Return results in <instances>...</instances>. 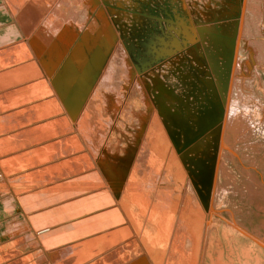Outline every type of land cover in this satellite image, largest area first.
<instances>
[{"label":"bare ground","instance_id":"obj_1","mask_svg":"<svg viewBox=\"0 0 264 264\" xmlns=\"http://www.w3.org/2000/svg\"><path fill=\"white\" fill-rule=\"evenodd\" d=\"M15 1H18V0H15ZM68 1H70V0H68ZM186 1H188V0H186ZM190 1L191 0H189L188 3L196 4V5L198 4V3H196V1L200 2V0H196V1L192 0L193 2H190ZM58 2H60V0H58ZM58 2H56V3H58ZM61 2H63V1H61ZM64 2H65V0H64ZM210 2H202V4L199 6V8H197L198 6H196V9H193V6H191V8H190L191 11L189 10L192 14L191 17H195L198 15V16H203V17L208 18V16L214 15L216 12L221 13V14L222 13H228V15H229L232 13V11H237L238 18H237V22L235 21L236 22V29H234L235 31H231V30H233L231 28H234L233 25H231V23L227 24L226 23L227 21H223L221 19L213 20L212 23H209V24L205 23V24H207L206 28L204 26V28L207 30L215 31L216 29H218V30L220 29V31L222 33H224L225 31H229V32L233 33L232 35L226 34L225 37H221V38L219 37L218 38L215 35L209 36L206 33L198 32V28L196 26L191 28L186 23H182L180 26H182L184 28H188V29L191 28L192 29V30L191 29L190 30L192 32H194V34L196 36V43L198 45L197 46L198 49H195V48L191 49V50H189V53H187V51H186L184 53V55L192 56L196 60V63L201 64V61L203 63H204V61L208 63V60H209L210 64H212L209 66V70L207 72H204L202 74V76H199V78L204 79V80L200 81V83L202 84V88L203 89L205 88V91L207 93H209L211 90V98L214 101H216V99L218 98V95L216 92L217 90H216L213 83L216 82L218 87L220 88V86L222 85V83L224 81L223 70L225 69V65L222 67H218L217 62L215 61V56H213V54L218 56V57H221V60H220L221 63H223V62L225 63V61L227 63L230 62L229 58H228V55H229L228 53H229V49H230V47H229L230 40L228 38L232 39L233 36H235V38H234V51L235 52L238 49L237 48L238 47V39H241V38L242 39H244V38L250 39V38H252L253 40H250L251 41L250 45H252L255 48V52H252V49H251V51L249 52V56L251 55V57H252V55L255 54L259 57V59H262L264 61V0H234L232 3H229L228 0H223V1H221L222 3H220L221 4L220 9L217 11L211 10L213 7H211L209 5ZM96 3L100 7H103L105 4L104 0H96ZM5 5H7L6 2H5ZM63 5H66V4L64 3ZM67 6H68V4H67ZM187 6H188V4H187ZM10 7H11V5H10ZM19 7H20V5H19ZM4 8L3 9L6 10L7 7H4ZM204 8L205 9L209 8V10L204 11L203 10ZM52 11H53L52 13L55 12L54 13L55 16L58 14L57 7H55V10L53 9ZM13 12H14V10H13ZM68 13H70L68 15L69 17H75V18L78 17L81 19V21H83L82 18L87 17V15L85 14L84 11L77 13V12L73 11L72 9H70ZM59 14L61 15V13H59ZM55 16L51 17V18H53V20L52 19L46 20L49 17L47 15V17L45 18L46 22H44V23L41 22V25L38 27V29H36L37 32L35 33V36H33L34 38L32 40V43L34 46H37L36 42H35L36 37L47 38L48 40H51V37L53 36V37H55V40L59 39L61 42L64 38L65 39L70 38V36L67 34L70 30L69 29L70 26H68L67 23L64 24L63 22H58L60 20L58 18L55 21L54 20ZM62 16H60V17H62ZM216 16H218V15H216ZM65 17L66 16H64L63 18H65ZM31 18L33 21L34 16H32ZM38 19L36 21H38ZM26 20H28V17ZM20 21H18L19 24H20ZM32 21H31V23H32ZM62 21H64V20H62ZM28 23L31 24L29 21H28ZM26 24H23V25H26ZM62 24L65 26L64 28H63ZM33 26H34V24H33ZM28 28L27 29L25 28L28 31L24 30L25 31L24 33L29 32L30 29H28ZM30 28H31V26H30ZM9 32H7V33L9 34ZM183 33L185 34L183 36L185 40L191 38V32L189 30L183 31ZM33 35H34V33H33ZM1 37H0V41L2 40L1 42L6 41V39H3L5 37H3V38H1ZM117 37H119V36H117ZM28 40H29L28 37H25L21 41V45L18 46L19 48L14 50L15 53L14 52L13 53L16 57L13 59V61L18 62V61H22L24 59L26 60V59L30 58V56H32V55L36 59V53H34V51H35L34 47H32L33 46L32 44H31L32 46L29 45ZM39 41L42 44L41 52L49 51L48 42L43 40V39H40V38H39ZM11 44H13V42ZM59 45L56 46V48H58ZM95 45H97V44H95ZM8 47L9 46H7L6 48H8ZM1 48H3V47H1ZM26 48L27 49L29 48V52H30L29 55H28V53H26ZM10 49H12V48H10ZM111 50L113 52L111 51L110 54H108L110 59L108 60V55H107L103 59L102 63H100V66H99L100 68L96 74V77L92 83V86H91L86 98L84 99V103L81 106V108L77 110L76 115L74 117H71L70 114L68 113V111L66 110L64 103H63V100H62V97H61L60 89L58 87L55 89L54 86L52 85V81H53L52 78L53 77H51V76H52V73H53L52 71H53L55 64H49V62H48V64H49L48 65L44 61L40 60V58H37L38 60L36 59V61H32V62L29 60L30 62H25V64H23L20 67H18L19 65L17 67L14 66L15 68L14 69L11 68L12 70H10L8 74L5 73L6 75H10L13 78V81L9 82L7 84L9 86H7L5 84L0 85V88H2L0 90V101L1 100L7 101V99L12 95L11 94L12 92L10 91L9 88L15 87L16 86L15 84L18 83L19 81L24 80L25 82H23V83H26V82L30 81L29 79H32L34 81L40 80L39 83L37 81L36 82L39 85L41 84V86H43L40 88L41 90L39 89L40 92L35 91V89H32V91L29 90L30 94L26 95L28 99L26 97H24V99H27L26 100L27 102L22 99V103H24V104L20 105L19 107H15L16 106L15 103L17 104L18 102L12 103V101H11V104H14V105L9 104L10 102H8L9 106H6V107H1V105H0V112H9L7 116H5L6 114L4 115L6 117V119L8 120V118H11L9 120L11 122H13L14 124L16 123V125L9 123L13 127H10V125L7 124L8 125L7 128H3L2 126H0V128L6 129V130L7 129L11 130V129L16 127L20 131V128L25 127L26 125H29L31 122L37 123L38 121L39 122L44 121L43 119H45V118L47 119L51 116V117H57V119H52L51 123L44 124L45 125L44 128L42 126H38V127L35 126L31 130L28 129L27 131H25L26 133L24 131L20 132V135L21 134L22 135L28 134L29 132L34 133L36 130H40L39 132H41V131L50 130V129H54V130L50 131V132H46L47 135L60 134L58 136L62 137V136H65L66 132H69V134H70V132L71 133L74 132V128L72 127L70 121L65 116H63L65 111L63 110V108L61 109V106L59 105L58 98L55 95L57 93L58 97L60 98V100L62 102V105L64 106V109L66 110V112L70 116L71 120L73 121L74 127L83 136L82 139H83L84 143L86 144V148L88 149V152L85 153L84 147L80 144V141H78L79 142L78 144L77 143L75 144L72 141L75 144V145L73 144L74 147L72 146V149L74 148L77 151V153H76L77 156H75L74 159L72 157V159L74 160V163L71 162V164L68 165L66 162L61 163V161L59 160V162H56L59 164L56 165L54 163L55 164L54 166L50 165L48 167L49 169L61 168L59 171H57L55 174L47 176L46 177V178H48V179H46L47 181L45 179L37 180V183L39 182L37 187L38 188L43 187V188H41V190L46 191L49 189V187H52L50 185H53L55 182H57V181L59 182L61 180L67 179L66 175H69V176L74 175V174H76L79 171L84 170V169H90V168L93 169L92 172H89L88 174H85L83 176H79L77 181H75V183H76L75 187L73 189H71L70 192H67V193L59 192V193H56L54 196L47 197L44 202L40 201L41 202V203H39L40 206L42 205V207L43 206L45 207L49 204L54 203L55 201L60 200L61 198H63V196H65V198H72L75 195H76V197L81 196L80 198H76L75 200H70L69 202H65V204L63 206H59L57 208L52 207L53 209L50 208L45 213L39 215L41 221L35 223V225L38 224V226H40L39 224H49V227L48 226L42 227L41 228L42 230L39 233L44 234L45 232H48L50 230V226H55L56 223L62 224V225L68 224V222H70L71 219H73V218L76 219V217H74L75 215H79V214L83 215V214L89 213V212L93 211L94 209H96L95 207H97V206H106L107 204H111V202H112L111 207L109 206V208L104 209V211H106V213H110L112 215L116 214V217L118 218V225L122 227L116 231L117 239H120V240L123 239V241H122L123 244L118 246L119 250L121 251L122 256H126V254H124L126 251L128 252V254H130V256H126L127 258L123 257L122 260H120V262H121L120 264H126V263H130V264H207V262H205L207 260L209 262H211L212 264H233L232 259L230 258V257H232V249L230 247H228L229 249L227 248V250L224 252L222 247L225 245L223 243L218 242L217 240L215 242H213L215 240L218 228L214 227V223H215L214 218H212L211 221H209L208 218H210L209 216H212V215L216 216L219 212H221L222 214L225 213L226 217L228 218V219H226L229 222L228 228L233 230L232 231L233 235H232V233H227V235L229 234L228 236H230V238H232L234 236V233H235V235H236V233L237 234L243 233V234L249 235V238L251 236V239L253 238L254 240H257L258 242H262L260 244L253 242V243H255V245L251 244V247L258 246L259 248L264 249V245H263L264 244V237H262L260 235L259 236L258 235H256V236L251 235V232L247 231L246 228L243 227V225L241 223L242 222L241 221L242 216L240 218L239 214L236 215L237 218L232 217V215L228 214V210L226 208L227 203L225 201V196H224L225 195L224 192L227 191V188L225 187L224 183L227 181V177H228V179H230V177H232L231 170H230V167L228 164V159L230 160L231 156L226 155V152H228L230 155L235 154L234 151L232 150V148L230 147L231 146L230 143H231L232 139H235L237 135H240L241 132L244 131L245 127L248 128V125H245L246 124L245 121L246 120L250 121V119H249L251 116L250 115L251 110L249 108L250 105H248L246 102L249 101V102L254 103L253 107L256 108V112H257L255 114L256 118L258 121H260V123H262L264 125V106H262L260 104V100H257V98H254L253 96H249V95L244 93V88L246 85H245V81L243 79L244 76L242 75L243 77H241L238 75L240 73L239 72L240 71V63H239V59H238L237 54H236L237 52L235 53V55H236L235 61H233L234 59H232V62H230L231 70H230L229 78H228V81H230V84H229L230 88H229V92H227L228 95H226L227 98H225V102L223 103L224 104V106H223L224 112H223V119H222V127L220 130V143L218 146V150L216 152V157H217L216 162H215V164L212 165L213 167L211 170V180H210L211 192L209 195V199H208V201H206V204H205L204 200L201 198L202 193L195 188L196 184L193 183V177H194L193 173L195 172L196 169L193 167V164L188 165L189 164V161H188L189 157L184 158V156H182L183 151H181L180 153H178V151H176V148L173 145V142H172V140L169 136V133H168V131H169L168 129L172 128V127L170 125L169 118L167 117L168 115L166 114L165 109L163 107L164 104L167 106H175V101L180 100L181 104H180V107L177 108V110H180L183 112V114L181 112V117H183V119H187V118H184L185 116H187L184 114V111L187 112L186 114H188L190 111V108L193 109L191 103H190V107H189V104L187 102L188 98L186 99L185 102H182V100H181V98L184 99V98L188 97V96H185V94L189 89L183 84L182 81H186L185 78H189V73H188V75L185 76V78L179 79L182 86L184 87V88L183 87L178 88L180 90V92L183 89L184 92H182L183 93L182 96H180L178 94L175 95L174 94L175 93L174 88H171V90H169L168 87L165 88V86H164L165 83H163L162 80L164 81V80L168 79V81L171 80V82H172V80H174V77H175L174 72H171V69H173V67L171 69H169L170 63L166 64L164 68L166 69L165 71L169 70L170 73L172 74V76L170 75L169 78L167 76L166 77L161 76L162 80H160L158 83L155 84L159 87V89L155 88V89H157L158 93L154 92L155 94H153L154 95L153 99L149 94H146V92H145L146 91L145 90L146 84L143 81V79L139 78L138 76L134 78L135 82H133L130 85V89H129L131 91L130 96H132L131 95L132 92L136 93L137 95L140 93V99L135 98L134 101L136 100L135 101L136 104L138 101L142 102L143 105L146 106L148 111H149L148 112L149 113L148 119L146 118L144 121L146 122V125H147L146 129L149 130V132L151 131V137L152 138H154V132H157L156 133V139H155L156 142L154 143L155 145L153 146L154 148L150 147L149 144L147 142H145V148H143L144 153L140 154L136 151V149L133 146H130L128 149V152H126L128 155L127 159L130 160L131 156L133 157L132 162L130 160V162H131L130 168L126 167V162H124L122 159L110 156L111 155L109 152L110 147L107 146V144L109 145L110 141L107 140V143H106V141L104 140V139H106L105 137L103 139L104 142L99 141V147L101 148V150H103L104 147L106 146V148L104 150L105 154H103V156H102L103 158L99 157L96 154V152H94V151L92 152V150L89 148L90 143L88 146L87 141L89 142V137L91 135L88 137L86 132L85 133L82 132V130H85L86 125L81 127L80 123H82V122L88 123V121L90 120L89 119L90 114L95 113L94 111L93 112L89 111L87 108H89L88 105L90 104V101L93 97V95H92L93 92L95 94L99 90H101L102 85L108 88L109 93H113V94L117 93L116 99H117L118 104L113 105V107L110 108L111 112H113V113H111V115H112L111 119L112 120L116 119L117 122H119V123L123 121L122 120L123 119L122 104L124 103V100H125L123 97V95H124L123 92L126 89L124 88L125 90L123 91V86L120 84V82L125 77L124 70L126 69V67H125V69H123L124 66L122 67L118 57L120 55L125 56L126 52L118 42H116L112 45ZM214 50H216L217 52L215 53ZM147 51H149V50H147ZM1 52H2V54L0 53V55H1L0 60H2L3 56H6L4 50L3 51L1 50ZM133 52H135V51H133ZM172 53L173 52H171V54ZM137 54L138 53H136L135 55H137ZM127 57H128L126 59L127 62L132 64L135 59L130 58L128 56V54H127ZM253 57H255V56H253ZM89 59H91V58H88V59L79 58V59H73V60L67 59L64 62V64L62 65L61 68H63L64 66L67 65L68 67H71V69H70V72L68 73V75L63 76L64 82L61 83L62 87H63V84L66 83L69 79H73L75 77L76 73H81L82 71L85 73L90 72V61H89ZM116 59H118V60H116ZM124 60H125V58H124ZM174 60L177 61L178 60L177 57H175V59H172L170 61L171 66H173L175 64ZM257 60H258V58H257ZM3 61H4V59H3ZM3 61L2 62L0 61L1 65H5V64H2ZM142 61H144V60H142ZM145 61H147V59H145ZM8 63H10V62H8ZM10 64H12V63H10ZM126 64H128V63H126ZM8 65L6 64L5 67ZM246 65H247V63H246ZM87 66H89V67H87ZM133 66H135V65H133ZM190 67L192 69L191 71H193V67L191 64H190ZM61 68H60V70H61ZM41 69L43 72L41 71ZM49 71H50V73H49ZM3 72H5V71H2V73ZM22 75H23V77H21ZM154 75L157 76V74H154ZM110 76L113 79H115V81H113L112 83L108 81V77H110ZM3 78H5V77L3 76ZM194 78H196V77L192 76V78H189V79H194ZM2 81L0 82V84H2ZM4 83H6V81ZM31 83H33V82H31ZM96 84H98V86H96ZM208 84H210V86ZM256 84L260 86V91L263 92V96H264V90H263L264 88L262 87L261 82H259V83L257 82ZM18 85H19V83H18ZM28 85H30V84H28ZM229 85H227V86H229ZM37 86H35V88ZM166 86H169V84H167ZM3 87H6V88H3ZM30 87H31V85L29 86V88ZM33 87H34V85H33ZM54 90L56 93H53ZM117 90L119 92H117ZM16 91L20 92V93H25L27 90L25 87H20ZM126 91H127L126 93H128V90H126ZM249 91H252V90H249ZM45 94H52L53 99L51 98L52 100L48 101V103H47V101L45 102V100H47V99H45L44 102L47 104L41 103V102H40L41 104H39V102H38V104L36 103L37 105L34 103L33 107L30 106L29 103L31 101H33L37 98H40ZM14 96H16V95H14ZM18 96H20V95H18ZM256 97H258V96H256ZM30 98H32V99H30ZM156 99H157V101H156ZM15 101H17V100H15ZM135 102L132 105L133 109H134V107H136ZM5 105H7V104H5ZM153 106L155 107V109L157 111L154 110ZM112 108H114V110ZM183 108L185 110H182ZM16 110H19V111L15 112ZM193 112H194V110H193ZM193 115H195V113ZM4 116H3V118L5 119ZM132 116H133V119H132V122L130 121L129 125H131L133 123L136 124L133 112H132ZM0 119H1L0 121L2 122V118H0ZM6 119H5V121L7 122ZM3 122H4V120H3ZM255 122L256 121H254V123ZM111 124H112V122H111V120H109L108 124H107L108 126L106 125L107 128H109V126ZM5 126L6 125H4V127ZM99 126H100V124H99ZM193 127H194V125L192 126V129H193ZM88 128H89V126H88ZM109 129H111V128H109ZM114 130H117V128H114ZM120 133L122 134L124 132L122 130H119L116 133V136H117V134L120 135ZM206 133L208 134V136H206L204 138H205L206 142H209L212 137L214 138V133H211V130H209ZM170 134L175 136L171 132H170ZM43 139H46V138H38L35 141V143L39 142ZM69 139H71V137ZM122 139H124V138H122ZM125 139H127V138H125ZM75 140H76V137H75ZM135 140H137V138ZM237 140H238V138H237ZM29 144H26V145L28 147L32 145V144H30V145ZM199 144H200V141L198 142V146H199ZM22 146L23 145L18 144L17 146H12V147L16 148V149H14V148L13 149L15 150V152H17V151L23 149ZM110 146H111V143H110ZM140 146H141L140 147V149H141L142 145H140ZM203 147L204 146L201 145L199 147L200 149L198 148L196 150H201ZM66 148L67 147H65V149ZM117 150L121 151L125 155V151H126L125 148L121 149L118 146ZM175 152L177 153V156H176ZM68 153H70V152H68ZM193 153H194L193 157L199 158L200 154L198 156L197 151H194ZM65 154H67L66 151H65ZM21 155H19V157ZM47 155H49V154H47ZM57 155H59V154H56L54 156L57 157ZM138 156H140L139 159H137ZM19 157L17 156L16 158L19 159ZM260 157H261V155H260ZM47 158H45V159H47ZM262 158H264V157H262ZM45 159L43 160V162L45 161ZM51 159H52V157H51ZM65 160H67V159H65ZM39 161L37 163H39ZM113 161H114V163H117L118 165L113 166V167H109L111 164H114V163H112ZM258 161H261V159H259ZM10 162H12V160ZM20 162H22V161H20ZM47 162L48 161H46V163ZM16 163H18V162H16ZM22 163L25 164V162H22ZM23 164H22V166H23ZM12 165H14V164H12ZM28 165H29V163H28ZM44 169H46V168H44ZM49 169H47V170H49ZM257 169H259V168H257ZM39 170H41V169H39ZM179 175H180V177H179ZM29 176L30 175H28L27 177H29ZM53 176H55V177L53 178ZM1 177H3V176H0V180H2ZM49 177H52V178H49ZM103 177H105V180H103L104 179ZM100 178H103V179H100ZM48 180H50V181H48ZM90 180H91V182H90ZM62 184H64V183L58 184V187H60ZM33 185H35V184H33ZM110 186L113 188H116V189H112V188H110ZM98 187L104 188V189H106V187H107V189H106L107 192L106 191H99V192L97 191V192L92 193V194L83 195L84 193L89 192V191L96 189ZM20 189H23V188H20ZM249 193H253V192H249ZM40 194H42V193H40ZM99 194H102V196H100L101 199H96L95 201L92 200L94 197L98 196ZM246 194H247V191H246ZM37 195L38 194H32L31 193V194L23 195L22 198L25 199L26 197L28 198L30 196L36 197ZM237 195H239V192ZM250 195H252V194H250ZM55 196L57 197V200L53 199V198H55ZM59 196H61V197H59ZM105 198H108V200H106ZM248 198H251V197L248 196ZM263 199H261V200H263ZM257 200H259V199H257ZM257 200L255 199V201H257ZM32 201H34V199ZM93 201L97 202V203H94ZM5 203H6V200H5ZM31 204L32 203H30V207H31ZM116 204H118V206H119L118 208L116 207ZM6 206H8V205H6ZM9 206H8V208H9ZM74 206H75V212L72 213ZM263 206L264 205H262V207ZM10 207H12V205ZM32 207L36 208L38 206L32 205ZM259 209L264 210V207H263V209L262 208H259ZM40 211H41V208H40ZM71 213L73 216L71 215ZM13 216H15V215H13ZM84 216L81 218H84ZM94 216H97V217H94V220H95V219H99V218L104 219L108 215L103 213L102 215L94 214ZM21 217H22L21 219L18 218L21 221H24L23 219L28 220L27 218H24V215H22ZM38 217L34 218V220H37ZM77 218H79V217L77 216ZM51 219H53V220H51ZM89 219L91 220V219H93V217L85 218V221L81 220L82 222L77 221L78 223H74V224L72 223L73 227L75 229H78V227L80 225L87 224L86 222H88ZM16 220L17 219L11 221L10 223L8 222L9 227H11L16 222H18L15 224L14 227H11L12 229H10V230H13V231L8 233L9 236H12V237H17L18 235L21 236L22 232L24 231V228L22 230H20V229L15 230L16 228L18 229L21 227V226H19L20 225L19 221H16ZM26 220H25V222H26ZM66 221H68V222H66ZM127 224H128V226H127ZM28 230H29V232H31L30 227ZM17 231L18 232L21 231V232L18 233ZM16 232L18 234H16ZM26 232H28V231H26ZM208 232H210V233L208 234ZM61 233H62V238H59V236L61 237V235L59 234V231L57 232V235H58L57 239L60 243H62L61 246H58L59 243L56 242L55 244L50 245V247L47 246L48 248H46L44 242L41 243L44 251H45V249H50V250H48V252L52 253V255L54 256L53 259H55L56 261L60 260L56 256H58V255L61 256L65 251H66V253H69L70 249H73L72 251H74V248H78V247L83 248L84 247L83 245L76 246L75 244L73 245V244L69 243L70 241L67 240L65 237H64V241L66 240V242H62L63 232H61ZM2 235H0V237H3ZM48 236L51 237L52 235H48ZM73 236L74 235L72 232V234L69 235V237L71 238ZM27 239H29V238H27ZM20 241H23V240H20ZM18 242L19 241H17V243ZM49 242H54V241H49ZM120 243L121 242H118L117 245ZM235 244L237 246V243H235ZM55 247H64L65 248L63 250L64 252H62L63 248L62 249L60 248L61 249L60 252H57V250H55ZM86 247H88V246H86ZM97 247L102 249V251H98L97 254H95V255L92 254V252H90V251L87 252L86 250L84 251L80 248L79 251H81V253L79 255L75 256V258H73V256L71 255V257L74 259L73 261L71 260L72 258L70 259V255H68L69 261L70 260L72 261L71 264H77V263L80 264L82 262H84L83 264H103L101 261L105 260L106 262L104 264H112L113 262L108 261L106 258H104V255H103V258H101L102 260L95 259L96 256H101L103 253H106V251H107V249H106L107 247L104 244V242L98 244ZM214 247H216V249H218L216 251V255L215 254L213 255V252H212V251H214ZM125 249H126V251L124 252ZM259 251L260 250H258V252H256V253L253 251L255 253V256L253 257L251 254L250 244L249 245L244 244V247L238 248L236 257H237V259L240 258V264H264V254L260 253ZM40 253H41V251H40ZM141 253H144L146 255V257H140ZM76 254H78V253H75V255ZM90 254H92V256H90ZM17 259H16V263H17ZM66 260L68 261V259H66ZM66 260H64V261L67 262ZM217 260H219V261H217ZM251 260H253V263H251ZM13 261H10V262L12 263ZM18 261H19V259H18ZM64 261H62V262H64ZM89 261H91V262H89ZM93 261H94V263H93ZM47 262H46V264H48ZM13 263H15V262H13ZM68 263L70 264V262H68ZM68 263H65V264H68Z\"/></svg>","mask_w":264,"mask_h":264},{"label":"rangeland","instance_id":"obj_2","mask_svg":"<svg viewBox=\"0 0 264 264\" xmlns=\"http://www.w3.org/2000/svg\"><path fill=\"white\" fill-rule=\"evenodd\" d=\"M12 1L13 0H11V1L10 0H4V2L7 3L6 11H9V13L12 15L10 20L12 22L13 21L16 22V23L15 22L12 23L13 29H14L12 34L14 36H13V38H11V40L9 39V41H7L8 45H9L8 48H6V47L1 48V47H3L5 42L0 41V46H1L0 47V53L2 54L1 50L2 51L4 50V52L6 54V56H3L2 60H0V61L2 62L4 59L2 64H7V65L9 64V66H10V67L8 66L9 68L14 69L15 68L14 66L17 67L18 65H19L18 67H20L23 64H25V62L36 61L37 58H40V60H42L43 55L41 53V49L38 46H34L32 43V40L34 38L33 36H35V33L37 32L36 29H38V27L41 25V22L44 23L48 19L53 20V18H51V17L55 16L54 15L55 12L52 13L53 12L52 10L53 9L55 10V7H57L58 14L55 16L54 20L56 21V19L58 18L61 20V21L59 20L58 22H63L64 24L67 23L68 26H70V27L73 26L74 28H76V31L67 33L68 35H72V38L69 42L70 45L75 42L74 38L77 39L78 32L81 33V34H79L80 37L82 35L89 34V35H93L92 37H94V38H96L98 35L101 38H103L107 34L110 36L111 40H113V41H116L117 36H119L118 43L123 47V49L126 52L125 56L120 55L118 57L122 67L124 66L123 69H125V67H126V69L124 70L125 77L122 79V81H121L122 83L120 82V84L123 86V91L125 89L128 90V93H126L127 92L126 90L123 92V94H124L123 97L125 99L124 103L122 104V111H123V119L122 120L123 121L119 123V122H117L116 119L115 120L111 119L112 118L111 113H113V112H111L110 108L113 107V105H112L109 109H108V107H107V109L105 108L104 111L102 109L103 112H100L98 114L94 113L93 115H95V116L91 119V122H88V125L85 126V130H82V132H84V133L86 132L88 137L91 135L89 137V142L86 140L88 143V146L90 143L89 148L92 150V152L93 151L96 152V154L101 158H103L102 156H103V154H105L104 150H105L106 146L104 147L103 150H101V148L99 147V141L104 142L103 139L105 137L106 139H104V140L106 141V143H107V140L110 141V143H111V146H110V143H109V145L107 144V146L110 147L109 148V152L111 154L110 156L122 159L124 162H126V167H129V168H130L132 158H133L131 156V158H130L131 162L129 159H127L128 155L126 152H128L129 147L133 146L138 153L143 154L144 153L143 148H145V142H147L150 147H153L155 145L154 143L156 142L155 139H156V133H157V132H154V138L151 137V131L149 132V130L146 129L147 125H146V122L144 121L146 118L148 119V115H149L148 112L149 111H148L147 107L143 105L142 102L138 101L136 104V102H135L136 100L134 101L135 98L140 99V93L137 95L136 93L132 92L131 93L132 96H130L131 91L129 89H130V85L133 82H135L134 78L138 76L139 78L143 79V81L146 84V87H145L146 91L145 92H146V94H149L153 99V96H154L153 94H155L154 92L158 93L157 89H155V88L159 89V87L155 84L158 83L160 80H162L161 76L162 77L167 76L168 78L170 77V75L172 76L170 71L169 70L165 71L166 69L164 68L166 64L170 63L169 69H171L173 67V69H171V72H174V74H175L174 80H172V82H171V80L168 81V79H166V80H164L165 82L163 80H162V82L165 83V85H164L165 88L168 87L169 90H171V88H174V90H175L174 94L175 95L178 94V95L182 96V94H183L182 92H184V91L182 89V91L180 92V90L178 89L179 87H183L181 82L179 81V79L185 78V76L188 75V73H189V78H192V76H194V77L202 76V74L204 72H207L209 70V66L211 65L209 60H208V63L205 62L204 60H203L204 61V63H203L200 60L201 61V64H200V63H196V60L192 56L184 55L185 51H182V50H184L186 48L188 50L193 49V47L191 46L192 45L191 42L193 41V39H195V34H194V32L191 31L192 30L191 28H193L194 26H196V27L205 26L206 27L207 24L212 23L213 20L221 19L223 21H227L226 22L227 24L231 23V25H233V27H234V28H231V29H233L231 31H235L234 29H236V22H237V18H238L237 11H232V13L229 15H228V13H222L221 14V13L216 12L214 14L215 16L211 15V16H208V18L203 17V16H198V15L195 17H191L192 16V14L190 12L191 6H193V9H196V6H198L197 8H199V6L202 4V2H210L211 1L209 4L211 7H213L211 10L217 11L220 9V7H221L220 3H222L221 1H223V0H209V1L208 0H200V2L195 0L196 3H198L197 5L188 3L189 0L188 1H186V0H106L105 1L104 0L105 4L103 7H100L96 2H95V5L92 7V5H91L92 0H70V1L65 0V2H64V0H60V2H58V0H22V1L18 0L19 2L14 0L15 2L14 1L13 2L15 4ZM61 1H63V2H61ZM233 1L234 0H228L229 3H232ZM56 2H58V3H56ZM190 2H193V1L191 0ZM64 3L66 5H63ZM67 4H68V6H67ZM187 4H188V6H187ZM10 5L12 8L10 7ZM19 5H20V7H19ZM2 8H4V7H2ZM12 9L14 10V12ZM70 9H72L73 11H75L77 13L84 11L85 14L87 15V17L82 18L83 21H81V19L78 17L77 18L69 17L68 15L70 13H68V12ZM203 10L207 11V10H209V8H207V9L204 8ZM59 13H61V15ZM47 15L49 17L45 20ZM59 15L60 16L63 15V16L60 17ZM216 15H218V16H216ZM32 16H34L33 21L31 18ZM64 16H66V17L63 18ZM27 17H28V20H26ZM37 19H38V21H36ZM107 19L110 21V24H109ZM62 20H64V21H62ZM18 21H20L21 25L19 24ZM28 21L30 23L32 21V23H31L32 25L29 24ZM182 23L188 24V26L191 28L188 29V28H184V27L180 26ZM205 23H207V24H205ZM23 24H26V25H23ZM33 24H34V26H33ZM30 26H31V28H30ZM24 27L26 29L29 27L28 29H30V30L28 33L27 32L24 33L25 31H28ZM64 27L65 26L63 25V28ZM186 30H189L191 32L192 38L194 37L192 39V41L190 40L191 38L186 39V40L184 39L183 36L185 34L183 33V31H186ZM33 33H34V35H33ZM224 34L232 35L233 33L229 32V31H225ZM25 37H28L29 45L30 46L33 45L32 47H34V50H35L34 53H36V59L32 55V56H30L31 59L28 58L26 60L24 59L22 61L15 62V61H13V59L16 56L13 54V52L15 53L14 50L19 48L18 46L21 45V41ZM250 40H253V39L252 38H250V39H248V38L238 39V47H237L238 49L236 51L237 53L235 52L237 54V57H238L239 63H240V71H239L240 73L238 75L241 77L244 76L243 79H244L245 85H246V86L244 85L245 86L244 93L249 95V96H253L254 98H257V100H260V104L262 106H264L263 92L260 91V86L256 84L257 82L258 83L261 82L262 87L264 88V84H263L264 83V81H263L264 80V61L262 59H259V57L255 54H253L252 57H251V55L249 56V52L251 51V49H252V52H255V48L252 45H250L251 44ZM12 42H13V44H11ZM108 44H111V41ZM61 45L62 44H60V46ZM229 47H230L229 51L230 52L232 51V55H233L234 51L231 50V46H229ZM10 48H12V49H10ZM172 49H174L176 52H173L172 53L173 55H170L171 54L170 52ZM70 50H72V46H71ZM147 50H149V51H147ZM133 51H135V52H133ZM214 52L216 53L217 51L214 50ZM26 53H28V55H29V53H30L29 48L28 49L26 48ZM136 53H138L137 54L138 56L135 55ZM187 53H189V51H187ZM127 54L130 58L135 59V60L133 59L134 61L132 64L127 62V60H126L128 58ZM213 56H215V61L217 62L218 67L224 66V62L221 63V61H220L221 57H218L214 54H213ZM253 56H255V57H253ZM175 57H177L178 60L177 61L174 60L175 64L173 66H171L170 61L172 59H175ZM235 57H236V55L234 54V57H233L234 60L233 61H235ZM124 58H125V60H124ZM257 58H258V60H257ZM109 59H110V57L108 55V60ZM118 59H116V60H118ZM141 59L144 61H142ZM145 59H147V61H145ZM8 62H10L12 64H10ZM126 63H128V64H126ZM246 63L249 67L246 65ZM190 64L193 67V71H191L192 69L190 67ZM133 65H135V66H133ZM2 67H3V65L0 64V72L3 71L1 69ZM223 71H226V70H223ZM228 71H229V69H228ZM154 74H157V76H155ZM189 78H185V79L190 82L191 79H189ZM29 80L33 83H31L30 81L23 83V82H25L23 80V81L18 82L19 85H18V83L15 84L17 87L15 86V87L9 88L10 91L12 92L11 93L12 95L7 99V101L6 100L0 101L1 107H6L7 105H9L11 103V101H12V103L13 102L19 103V104L15 103V105H16L15 107H19L20 105L24 104V103H22L23 96L19 92L16 91L20 87L27 88L31 85L30 91L33 88V85L34 86L38 85L37 88L40 86L38 89L43 87V86H41V84L40 85L38 84L40 82V80H38V81L37 80L34 81L32 79H29ZM108 81L112 83L113 81H115V79H113L110 76V77H108ZM191 81H196V78H194ZM28 84H30V85H28ZM167 84H169V86H166ZM213 84H214L215 88L217 87L219 89L216 82H214ZM229 84H230V81H228V85ZM227 87H228L227 92H229L230 85ZM3 88H6V87H3ZM1 89L2 88H0V90ZM249 90H252V91H249ZM39 92H40V90H39ZM117 92H119V91L117 90ZM225 93L226 92H224V94ZM14 95H16V96H14ZM18 95H20V96H18ZM116 95H117V93H115V94L109 93L108 88L102 85L101 90H99L97 93H95L91 99V102L93 101L92 106L97 107L96 104L108 105L109 101L111 102V100L114 101L116 99ZM226 95H228V94L226 93ZM256 96H258V97H256ZM51 98H52V94H45L42 97L31 101L29 104H30V106L33 107L34 103L38 104V102H39V104H41V103H45L46 101L48 103V101L53 99V98L52 99ZM187 98H189V100H192V97L188 96L184 99L181 98L182 102H185ZM225 98H227V96ZM45 99H47V100H45ZM15 100H17V101H15ZM26 100L27 99H25L24 101H26ZM44 100H45V102H44ZM156 101H157V99H156ZM8 102H10V103L8 104ZM134 102H135L136 107H134V109H133L132 105L134 104ZM47 103H45V104H47ZM246 103L248 105H250L249 108L251 110V113H250L251 116L249 118L250 121L249 120L245 121V123H246L245 125H248V128L245 127L244 131H242L240 135H237L235 139L231 138L232 141L230 143V145H231L230 147L232 148V150L234 151L235 154L230 155L228 152H226V155L231 156V159L230 160L228 159V164H229V167L231 170L232 177H230V179H228V177H227V181L224 183L225 187L227 188V191L224 192L225 193L224 196H225V201L227 203L226 208L228 210V214L232 215V217H235V218H237L236 215L239 214L240 218L242 216V218H241L242 222L241 223H242L243 227L246 228L247 231L251 232V235H255V236L260 235V236L264 237V210L259 209V208L263 209V207H264V206L262 207V205H264L263 204L264 203L263 202L264 201V199H263L264 198V185H263L264 184V158H262V157H264V152H263L264 151V125L262 123H260V121H258L256 118L255 114L257 112H256V108L253 107L254 103L249 102V101ZM5 104H7V105H5ZM117 104L118 103H117V99H116L114 105H117ZM165 106L168 107L170 110H174V108H172L171 106H167V105H165ZM112 109L114 110V108H112ZM154 110H156L155 107H154ZM16 111L18 112L19 110H16ZM132 112H133V115L135 117L136 124L133 123V124L129 125L130 121L132 122V119H133ZM8 113L9 112H0V118H3V116L5 114H8ZM65 113H66V111H65ZM50 117L47 119L46 118L43 119L44 121H40V122L38 121L37 123L31 122L29 124V126H25V127L20 128V131L16 127L9 130V131H7L6 129L0 128V176L4 177V178L1 177L2 180H0V197L2 198L6 194L9 195L8 201L6 198H3L0 200V208H2V205L5 204V209H6V210L0 209V235L3 234L2 235L3 237H0V264H5L6 262H7L6 264H8V263L10 264L11 263L10 261H13V260H14L13 262H15V263L12 262L13 264H46L47 261H48L47 262L48 264L51 261L52 262L50 264H54V263L55 264H62V263L65 264L68 262H70V264H71V262L74 260L73 258H75V253L77 252V249L80 250V248H81L82 250L85 251V250H87L86 246H88L89 244L88 243L83 244V246H84L83 248L82 247L74 248L75 247L74 246L73 247L74 251H72L73 249H70L69 253H66V251H65L63 253L62 257L59 255L56 256L60 259V260L56 261L55 259H53L54 256L52 255V253L48 252V250H50V249H45V251H44L41 243H43V242L51 243L49 241H54V243L55 242L59 243L58 246H61L62 243H60L57 239L58 238V235H57L58 231H59V234L61 236H62L61 232H63L62 242H66V240L64 241V237L70 241L69 243H72V242H79L81 240L88 239V238H90L92 241L94 236L97 238V239L94 238V240L96 239V242H104V244L107 247L106 253H103L101 256H96L95 259H100L101 257H103V255H104V258H106L108 261H111V262H112L113 257L115 258L117 255H118L117 259H119V260H122L123 257L127 258L126 256H130V254H128V255L126 254V256H122L121 251L119 250V247H118L119 245L123 244V242H122L123 239H121V240L117 239V235H116V231L119 228H122L121 226L118 225V218L116 217V214L112 215V214L106 213V211H104V209H108L109 206L111 207L112 202H111V204H107L106 206H97V207H95L96 209H94L93 211H91L89 213H86L83 215L79 214L80 216L75 215L74 217H76V219L73 218L74 220L71 219L70 222H68L69 220L66 221V222H68V224L62 225V224L56 223L55 226H50V230L48 232H45L44 234L39 233L42 230L41 229L42 227H45V226L49 227V224H39L40 226H38V224L35 225V223L41 221L39 215L45 213L46 211H48V209H50L52 207L57 208L59 206H63L65 204V202H69L70 200H75L76 198H80L81 196L76 197V195H75L72 198H65V196H63V198H61L60 200L55 201L54 203L49 204L45 207L43 206L44 208L42 207V205L40 206V204H39V203H41L40 201L44 202L47 197L54 196L56 193H59V192H64V193L70 192V190L75 187V184H76L75 181H77L79 176H83V175L88 174L89 172L93 171V169L90 168V169L81 170L74 175H70V176L66 175L67 179L61 180L59 182L58 181L55 182L56 184L54 183L53 185H50L52 187L48 186L49 189L46 191L41 190V188H43V187H41V188L37 187L39 182L37 183V180H32V179L34 178V176H36V177L38 176L39 180H40V178H44L45 180L48 179V178H46L47 175H51V174H46V173L49 172L50 169L48 167L50 165L54 166L55 164L56 165L59 164V163H56V162H59V160L61 161V163L66 162L68 165H70L71 162L74 163L73 159L75 158V156H77L76 155L77 151L74 148L72 149V146L74 147V145L76 143L77 144L79 143L78 142L79 136H80V140H81L80 144L81 145L84 144L86 146V144L84 143V141L82 139L83 136L80 133H78L79 136H78V134H72L71 132H70V134H69V132H66L65 136H62V137L58 136L60 134L47 135L46 132H50V131L54 130V129H50V130L41 131L43 133H40V134H39V131L36 130L37 132H34V133L29 132L28 134H24V135L21 134L20 135V132H22V131L25 132L28 129L31 130L35 126H37V127L42 126L44 128L45 127L44 124L51 123L52 119L55 118V117H51V118ZM109 120H111V122L113 124V125L111 124L109 126V128H111V129L107 128V126H108L107 124H108ZM254 121H256V122L258 121V122L254 123ZM4 122H5V120H4ZM0 123H1L0 126H2L3 128H6V126L4 127L3 119H2V122L0 121ZM9 123L16 125V123L14 124L11 121H9ZM99 124H100V126H99ZM88 126H89V128H88ZM10 127H13V126L10 125ZM114 128H117V130H114ZM119 130H122L124 133H122V134L120 133V135L117 134V136H116V133ZM70 137H71V139H69ZM75 137H76L77 141L75 140ZM38 138H46V139H43L39 142H36L37 143L36 144L35 141ZM122 138H124V139H122ZM125 138H127V139H125ZM136 138H137V140H135ZM237 138H238V140H237ZM29 143L32 145L28 147L26 144H29ZM18 144L23 145L22 146L23 149L17 151L18 152L17 153V152H15V150L13 149L14 147H12V146H17ZM140 145H142L141 149H140V147H141ZM118 146L121 149L125 148V150H126L125 155L121 151L117 150ZM65 147H67V148L65 149ZM64 150L66 151L67 154H65ZM67 151L70 153H68ZM84 151H85V148H84ZM18 154L19 155L22 154V155L19 157ZM47 154H49V155H47ZM51 154L52 155L53 154L54 155L59 154V155H57V157H56L54 155L52 156ZM175 154L177 156L176 152H175ZM260 155H261V157H260ZM15 156L16 157L18 156L19 159L16 158ZM51 157H52V159H51ZM72 157H73V159H72ZM45 158H47L48 160ZM139 158H140V156H138L137 159H139ZM44 159H45V161L43 162ZM65 159H67V160H65ZM259 159H261V161H258ZM11 160H12V162H10ZM37 160L38 161L40 160L39 163H37L38 162ZM20 161L25 162V164H23ZM46 161H48V162L46 163ZM16 162H18V163H16ZM11 163L14 165H12ZM28 163H29V165H28ZM112 163H114V161ZM22 164H23V166H22ZM117 165H118L117 163H114V164H111L109 167H113V166H117ZM44 168H46V169H44ZM257 168H259V169H257ZM39 169H41V170H39ZM47 169H49V170H47ZM44 173L46 175H42ZM27 174L30 176L27 177L28 176ZM54 177L55 176H53V178ZM179 177H180V175H179ZM49 178H52V177H49ZM103 178H100V179L105 180V177H103ZM48 181H50V180H48ZM90 182H91V180H90ZM61 183H64V184H62L60 187H58V184H61ZM33 184H35V185H33ZM20 188H23V189H20ZM110 188L116 189V188H113L111 186H110ZM97 191L98 192L99 191H106V189L98 187L96 189H93L89 192L84 193L83 195L92 194V193H95ZM241 191L242 192L244 191V192L242 193ZM246 191H247V194H246ZM10 192L11 193L13 192L14 195L11 194ZM238 192H239V195H237ZM249 192H253V193H249ZM31 193L32 194H38V195L36 197L30 196L28 198L26 197L25 199L22 198L23 195H27V194H31ZM40 193H42V194H40ZM250 194H252V195H250ZM100 196H102V194H99L98 196L94 197L92 200L95 201L96 199H101ZM248 196L251 198H248ZM10 197L13 199H11ZM59 197H61V196H59ZM108 198H105V199L108 200ZM33 199H34V201H32ZM53 199L57 200V197L55 196V198H53ZM255 199L256 200L259 199V200L255 201ZM261 199H263V200H261ZM5 200H6V203H5ZM30 203H32L31 207H30ZM94 203H97V202H94ZM6 205H8V206L12 205V207L9 206V208H10L9 209L8 206H6ZM32 205H36L38 207L35 208V207H32ZM40 208H41V211H40ZM14 210H15V214H13V212H12ZM74 212H75V206L73 207L72 213H74ZM72 213H71V215H72ZM103 213H105L108 216H106V218H104V219L99 218V219L94 220V217H97V216H94V214L102 215ZM13 215H15V216H13ZM20 215L21 216L24 215V218H27L28 220H26V219H23L24 221L19 220L18 218H20V219L22 218ZM77 216L79 218H77ZM83 216H84V218H81ZM36 217H38V219L34 220V218H36ZM89 217H93V219H91V220L89 219V221H88L89 223L86 222L87 224L80 225L78 227V229H75L73 227L74 223L85 221V218H89ZM209 217H210V218H208L209 221H211L212 218H214V222H215L214 227L218 228L215 240L213 242H215L217 240L218 242L223 243L225 245L222 247L224 252L227 250L228 247H230L232 249V257H230V258L232 259L233 264H240V258L237 259L236 256H237L238 248L244 247V244L245 245L250 244L251 254L253 257L255 256V253L258 252V250H260L259 251L260 253L264 254L263 248H259L258 246L251 247V244L255 245V243H253V242H256L257 244L262 243V242H258L257 240H254L253 238L251 239V236L249 238V235H246L243 233L242 234L236 233V235H235V233H234V236L232 238H230V236H228L229 234L227 235V233H232V235H233V232H232L233 230L228 228L229 222H228V220H226L228 218L226 217L225 213L222 214L221 212H219L216 216L212 215ZM15 219H17L16 221H19V224H20L19 226H21L18 229L15 227L16 228L15 230H19V229L22 230L24 228L25 232L23 231L21 236L18 235L17 237H12V236H9L8 233L13 231V230H10V229H12L11 227H14L15 224L18 222H16L11 227H9L8 222L10 223L11 221H13ZM25 220H26V222H25ZM51 220H53V219H51ZM29 227H30V230L32 233L29 232V230H28ZM26 231H28V232H26ZM17 232H16V234H18L21 231H19L18 233ZM72 232H73L74 236L70 238L69 235H71ZM97 233L98 234L101 233L102 235H98ZM209 233L210 232H208V234ZM48 235H52V236L50 237ZM27 238H29V239H27ZM20 240H23V241H20ZM12 241H13V243H12ZM17 241H19V242L17 243ZM118 242H121V243L117 245ZM235 243H237V246ZM44 244H45L46 248H48V247H50V245H52V244H46V243H44ZM97 246L98 245L92 247L88 251L92 252V254H94V255L97 254L98 251H102V249H100L99 247L97 248ZM60 248L62 249L64 247H55V250H57V252H60V250H61ZM94 248H96V249H94ZM217 250L218 249H216V247H214V251H212L213 255L214 254L216 255ZM40 251H41V253H40ZM92 254H90V256H92ZM68 255H70V259L72 258L71 255L73 256V258L71 259L72 261L71 260L69 261ZM140 257H146V255L144 253H141ZM17 258L19 259L20 262L18 261ZM16 259H17V263H16ZM66 259H68V261ZM64 260H66L67 262H65ZM62 261H64V262H62ZM217 261H219V260H217ZM205 262H207V264H212L208 260ZM83 263L84 262H82L80 264H83ZM251 263H253V260H251ZM126 264H130V263H126Z\"/></svg>","mask_w":264,"mask_h":264},{"label":"water","instance_id":"obj_3","mask_svg":"<svg viewBox=\"0 0 264 264\" xmlns=\"http://www.w3.org/2000/svg\"><path fill=\"white\" fill-rule=\"evenodd\" d=\"M96 0H92L91 5L92 7L95 5ZM198 32L206 33L209 36L215 35L218 38L225 37L226 34L220 32V29H216L215 31L207 30L204 28V26H199ZM223 34V35H222ZM235 35V34H234ZM194 38V37H193ZM191 37V41L193 39ZM227 38V37H226ZM234 38L232 39L228 38L230 40L231 50L234 51ZM192 47L193 49H198V45L196 43V36L195 39H193ZM99 45V46H98ZM95 45L92 52V59H89L90 61V72L85 73H76L75 77L73 79H69L66 83L62 84L64 82L63 76L68 75L70 72L71 67L64 66L65 59L62 58L57 61L56 65L53 68V81L52 85L56 89L57 87L61 91V97L64 103V106L71 117H74L76 115V112L78 109L81 108V106L84 103V99L86 98L92 83L96 77V74L99 70L100 63H102L104 57H105V51L106 47L109 48V44L105 45V47H101L100 44ZM189 48V47H188ZM182 51H189L187 48ZM171 52H176L174 49L171 50ZM170 52V53H171ZM229 61L232 62V59L234 57L235 51H232L228 53ZM173 55V54H170ZM233 56V57H232ZM43 60V58H42ZM230 62L224 63L226 71L224 72V81L220 88L217 89V95L218 98L216 101H214L211 98V90L209 93L205 91V88H202V84L200 83L201 80H204L203 78H199V76L196 77V81H182L183 84L189 89L185 96L192 97V100L187 99V102L190 107V103L192 104L193 109L190 108V111L188 114L184 111V114L187 115L183 119L181 117L180 110H177L178 107H180L181 101L176 100L175 106H171L174 108V110H171L163 105L167 117L169 118L170 125L173 128H169L168 133L169 136L173 142V145L176 148V151L180 153L183 151L184 158H188L189 164H193V167L196 169L193 173V183L196 184L195 188L199 190L202 195L201 198L204 200L205 204L206 201L209 199V195L211 192V170L212 165L216 162V152L218 150V146L220 143V130L222 127V119H223V106L225 102V97L227 93V85H228V78L229 73L231 70V64ZM45 64V63H44ZM212 65V64H211ZM61 68V70H60ZM143 68V67H142ZM229 69V71H228ZM143 71V70H142ZM50 73V71H49ZM51 76V77H52ZM227 80V81H226ZM210 86V84H208ZM189 86V87H188ZM213 90V89H212ZM224 92L225 95H224ZM183 104V103H182ZM184 110V108L182 109ZM194 110V112H193ZM195 113V115H193ZM183 114V112H182ZM191 123V124H190ZM194 125L193 129L192 126ZM171 130V131H170ZM211 130V133H214V138L212 137L209 142L205 141L206 136L208 132ZM216 131V132H215ZM174 134L175 136L171 135ZM200 141V144L198 146V142ZM204 146L201 150H196L200 146ZM200 149V148H199ZM197 151L199 158L193 157V152ZM209 181V182H208ZM204 192V193H203Z\"/></svg>","mask_w":264,"mask_h":264},{"label":"crops","instance_id":"obj_4","mask_svg":"<svg viewBox=\"0 0 264 264\" xmlns=\"http://www.w3.org/2000/svg\"><path fill=\"white\" fill-rule=\"evenodd\" d=\"M2 7H7V5H5V2H4V0H0V37L1 38H3V37H5V38H3V39H6V41H3V42H5L4 43V45H3V48L4 47H7V46H9L8 45V40L9 39H11V38H13V34H12V32H13V22L10 20V18L12 17V15L9 13V11H6V10H4ZM8 13V14H7ZM11 15V16H10ZM107 18V17H106ZM9 20V21H8ZM108 20V19H107ZM108 22H109V24H110V21L108 20ZM69 32H73V31H76V28H74L73 26H71V27H69ZM10 31V32H9ZM7 32H9V34L7 33ZM7 33V34H6ZM79 34H81V33H79L78 32V36H77V39L76 38H74V45L73 44H71L70 45V40H71V38H72V35H69L70 36V38L69 39H63L62 40V42L58 39V40H55V37H51V40H48L47 38H41V37H36L35 38V42H36V45L38 46V47H40V49H42V44H41V42L39 41V38L40 39H43V40H45V41H47L48 42V45H49V51H45V52H41L42 53V55H43V60L42 61H44L46 64H48V62H49V64H55L56 65V63H57V61L58 60H60V59H62V58H66L65 59V61L67 60V59H71V60H73V59H79V58H86V59H88V58H91L92 59V50H93V48H94V46H95V44H100L101 45V47H105V45H107L110 41H111V44L113 45L114 43H116V42H118L119 41V37H117V40L116 41H113V40H111V38H110V36L109 35H105L103 38H101L99 35L96 37V38H94V37H92L93 35H89V34H85V35H82L81 37H80V35ZM7 36V37H6ZM117 36V35H116ZM77 40V41H76ZM2 41V40H1ZM62 44L61 46L59 45V44ZM69 44V45H68ZM111 44H109V47L110 48H108V47H106V51H105V56H107L108 54H110V52H111V48H112V45ZM59 45V47L58 48H56V46H58ZM65 46V47H64ZM71 46H72V50H70V48H71ZM99 46V45H98ZM68 47V48H67ZM14 54V53H13ZM6 55V54H5ZM105 58V57H104ZM64 61V62H65ZM48 64V65H49ZM6 65V64H5ZM5 65H3V67H2V70L3 71H5V72H0V82L2 81V84H0V85H7L9 82H12L13 81V78H12V76H10V75H6V74H8L9 73V71L10 70H12L11 68H9L8 66H6L5 67ZM47 65V66H48ZM87 67H89V66H87ZM7 68V69H6ZM9 69V70H8ZM49 69V68H48ZM42 70V69H41ZM2 73V74H1ZM6 73V74H5ZM4 74V75H3ZM3 76L8 80H6L5 78H3ZM21 77H23V75L21 76ZM53 77V76H52ZM3 78V79H2ZM2 79V80H1ZM6 81V83H4ZM11 85V84H10ZM7 86H9V85H7ZM96 86H98V84H96ZM95 86V87H96ZM31 88V87H30ZM30 88L29 87H27L26 88V92L25 93H20L22 96H23V100H25L24 99V97H26L27 98V96L26 95H28V94H30L29 93V90H30ZM32 89H35V91H39V89H37V87L35 88V86L32 88ZM32 89H31V91H32ZM54 89V88H53ZM95 89V88H94ZM41 90V89H40ZM53 93H56L55 92V90L53 91ZM56 96H57V98H58V102H59V105L61 106V109L63 108L64 109V106L62 105V102H61V100H60V98L58 97V95H57V93L55 94ZM92 95H94V92H93V94ZM28 99V98H27ZM30 99H32V98H30ZM115 101H116V99L113 101V100H111V102L109 101V103H108V105H105V104H102V105H99V104H96L97 105V107H93L92 106V102L90 101V104L88 105L89 106V108H87L89 111H91V112H95V113H100V112H103L104 111V109L106 108L107 109V107H108V109L112 106V105H114V103H115ZM11 104V103H10ZM11 105H13V104H11ZM10 105V106H11ZM7 106H9V105H7ZM85 108V107H84ZM83 108V109H84ZM102 109H103V111H102ZM65 110V109H64ZM66 111V110H65ZM15 112H17V111H15ZM108 112V111H107ZM8 114H6L5 116H7ZM92 115V116H91ZM63 116H65L69 121H70V123H71V125H72V127L74 128V123H73V121L71 120V118H70V116L68 115V113L66 112V113H64L63 114ZM95 115H93L92 113L90 114V117H89V121L88 122H91V119L94 117ZM3 120H5L6 119V117H5V119L4 118H2ZM8 119H11V118H8ZM54 119H57V117H55ZM7 120V119H6ZM9 121L10 120H7V122L5 121V123H4V125H6V128L8 127V125L7 124H9ZM85 125H88V123H84V122H82V123H80V126L81 127H83V126H85ZM26 126H29V125H26ZM7 131H9L8 129H7ZM38 131H40V130H38ZM35 132H37V131H35ZM40 133H43V132H39V134ZM79 132L74 128V132H72V134H78ZM78 136H79V134H78ZM79 141H81L80 140V136H79ZM82 146L85 148V153H87L88 152V150H87V148H86V146L84 145V144H82ZM14 149H16V148H14ZM61 168H52V169H50L49 170V172L48 173H46V174H55L57 171H59ZM45 173L44 174H42V175H46ZM47 176H50V175H47ZM42 179H44V178H40V180H42ZM32 180H39V178H38V176L36 177V176H34V178L32 179ZM106 189H107V187H106ZM11 193V192H10ZM11 194H13V192L11 193ZM14 195V194H13ZM3 198H6L7 200L9 199V195H5L4 197H0V200L1 199H3ZM11 198V197H10ZM11 199H13V198H11ZM116 207L118 208L119 206H118V204H116ZM0 209H4V210H6L5 209V204H3L2 205V208H0ZM13 212V214H15V210L14 211H12ZM123 216V215H122ZM124 217V216H123ZM126 226V225H125ZM127 226H128V224H127ZM9 229V228H8ZM98 235H102L101 233L100 234H98ZM59 238H62V236L60 237L59 236ZM94 238H96L95 236H94ZM94 238L92 239V241H91V239L90 238H88V239H84V240H81V241H79V242H72L71 244H75V245H77V246H80V245H83V244H86V243H88L89 245H88V247H87V252H88V250L89 249H91L92 247H94V246H96V245H98V244H100V243H102V242H96V239L94 240ZM8 242V241H7ZM13 242V241H12ZM10 243V242H9ZM44 243H46V244H52L53 245V243L54 242H51V243H47V242H44ZM56 243V242H55ZM54 243V244H55ZM79 244V245H78ZM95 244V245H94ZM98 248V247H97ZM65 248H63V250H64ZM94 249H96V248H94ZM62 250V252H64ZM129 250V249H128ZM131 250V249H130ZM126 251V249L124 250V252ZM123 252V253H124ZM76 253H78V254H76L75 256H77V255H79L80 253H81V251H79V249H77V252ZM124 254H128V252L126 251ZM63 256V254L61 255V257ZM101 258H103V257H101ZM100 258V260H102ZM108 258V257H107ZM118 258V255L114 258L113 257V259H112V264H120L121 262H120V260L119 259H117ZM89 260V259H88ZM104 261V262H103ZM103 261H101L103 264L106 262L105 260H103ZM90 262V261H89ZM100 262V263H101ZM93 263H94V261H93Z\"/></svg>","mask_w":264,"mask_h":264}]
</instances>
